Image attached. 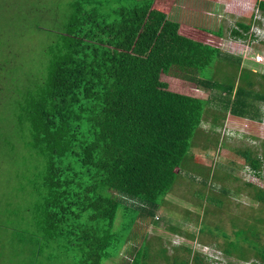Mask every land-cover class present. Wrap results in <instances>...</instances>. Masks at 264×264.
<instances>
[{
  "label": "trees",
  "instance_id": "16d2710c",
  "mask_svg": "<svg viewBox=\"0 0 264 264\" xmlns=\"http://www.w3.org/2000/svg\"><path fill=\"white\" fill-rule=\"evenodd\" d=\"M250 2L264 17V0ZM171 5L138 0L100 15L73 4L48 50L42 82L24 95L18 90L9 102L5 94L21 75L16 69L6 73L9 62L0 60V106H13L20 141L36 160L30 181L38 197L36 219L48 242L63 243L74 264H102L120 255L125 241L114 222L121 204L139 201L146 213L159 207L212 105L215 126L221 110L262 119L251 102H264V91L251 89L254 72L244 76L242 70L237 86L234 79L220 83L206 74L229 60L222 54V29L169 21ZM247 19L231 31L233 37H245L254 14ZM209 92L215 94L208 98ZM250 152L238 155L260 178L261 162ZM257 196L262 201L263 191ZM258 246L254 256L264 264ZM136 251L129 264H146ZM205 259L196 253L182 264Z\"/></svg>",
  "mask_w": 264,
  "mask_h": 264
},
{
  "label": "rangeland",
  "instance_id": "374dc122",
  "mask_svg": "<svg viewBox=\"0 0 264 264\" xmlns=\"http://www.w3.org/2000/svg\"><path fill=\"white\" fill-rule=\"evenodd\" d=\"M137 1L0 0V60L9 62L6 73L15 74L16 69L22 79L3 101L14 100L18 90L24 95L32 83L42 82L48 50L55 45L73 4L109 15ZM163 1L172 3L169 21L222 29V54L229 60L208 69L207 76L226 84L234 79L237 86L241 72L245 76L251 71L255 75L251 89L264 91L259 75H264V17L256 5L250 0ZM245 2L253 10L248 5L246 10ZM248 13L254 14L249 31L244 38L233 37L231 31L247 23ZM232 58L240 60L238 67ZM207 94L211 98L215 93ZM251 102L260 110L261 121L221 110L217 112L223 118L215 126V107L207 109L182 172L159 207H147L146 213L139 201L121 204L114 231L125 241L124 249L102 264H129L136 249L146 264H182L196 253L206 256L203 264H261L253 249L258 245L264 249V199L257 196L259 191L264 193V102ZM16 116L13 106H0V133L8 135L0 138V264H74L63 243L48 242L36 219L40 217L35 209L38 197L30 183L36 160L20 141L13 124ZM247 150L261 162L260 178L238 155Z\"/></svg>",
  "mask_w": 264,
  "mask_h": 264
},
{
  "label": "built area",
  "instance_id": "2783aa9c",
  "mask_svg": "<svg viewBox=\"0 0 264 264\" xmlns=\"http://www.w3.org/2000/svg\"><path fill=\"white\" fill-rule=\"evenodd\" d=\"M246 4H245V8H246V10H248V6L250 7V10L252 9L251 8V5H250V3H248V2H245ZM248 5V6H247ZM253 10V9H252ZM257 12H258V9H257ZM253 28V27H252ZM252 33H253V35H255V33L253 32V30H252Z\"/></svg>",
  "mask_w": 264,
  "mask_h": 264
},
{
  "label": "crops",
  "instance_id": "0c3cea01",
  "mask_svg": "<svg viewBox=\"0 0 264 264\" xmlns=\"http://www.w3.org/2000/svg\"><path fill=\"white\" fill-rule=\"evenodd\" d=\"M174 22V21H173ZM176 23H178V22H176Z\"/></svg>",
  "mask_w": 264,
  "mask_h": 264
}]
</instances>
